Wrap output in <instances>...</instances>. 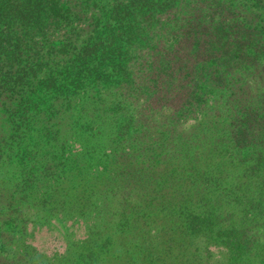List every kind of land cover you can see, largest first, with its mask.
<instances>
[{"label":"trees","instance_id":"16d2710c","mask_svg":"<svg viewBox=\"0 0 264 264\" xmlns=\"http://www.w3.org/2000/svg\"><path fill=\"white\" fill-rule=\"evenodd\" d=\"M0 110L1 228L27 200L95 213L103 264L183 260L210 232L242 252L222 212L264 215V0H0Z\"/></svg>","mask_w":264,"mask_h":264},{"label":"rangeland","instance_id":"374dc122","mask_svg":"<svg viewBox=\"0 0 264 264\" xmlns=\"http://www.w3.org/2000/svg\"><path fill=\"white\" fill-rule=\"evenodd\" d=\"M260 90L262 91V87L257 89L259 92ZM3 115V112L0 110V126H3V128L0 127V138L4 137L8 130L7 119ZM15 152L11 153L15 154ZM8 165H5L4 168L6 172L13 168V166ZM229 169L231 174L235 176L233 178H235L234 186L236 188H241L240 185H244V188L246 187L255 192L254 185L249 184L251 180L255 183L254 179L250 176H243V172L240 171L237 164L229 167ZM247 175L251 174L248 173ZM229 181L231 180L226 176L225 183ZM242 190L244 189L240 191L242 192ZM29 202L25 200V204L13 207L15 211L13 212L15 219L11 220L15 221L13 225H5L2 228L0 226V259H2L0 264H103L96 257L87 258L88 254L95 249V246L97 255L101 252L98 249L102 248L98 242L90 239L93 226L92 218L95 213L91 217L87 214L85 217H81L78 223L73 224L72 219L69 221H66L67 219L62 220L56 212L48 211V213L47 211L40 210L33 201ZM230 202L229 206L226 207L229 213H222L232 216L230 218L233 222V226H231L232 230H236L238 227L243 228L241 232L239 230L240 234L242 233L248 241H252L247 249L239 252L240 249L236 246L228 247L226 244L228 242L227 236L231 231L225 232L224 236L219 239L210 232V236H212L211 242H215L216 245L211 243L206 247L204 241L206 237H201L195 240V242L190 241V243H185L182 246L185 255L184 259H167L168 263L174 264L177 261L182 262L181 264H264L263 213L261 214L257 210L256 213H259V215L254 217L246 211L244 213L242 211L244 208L236 204L233 198H231ZM232 213L235 214L231 215ZM1 214L5 215L6 218L8 216V212L5 210L1 211ZM100 214L104 221H107L109 218L107 210H101ZM158 216L162 217L163 214ZM17 225L19 227L16 228ZM106 235H112V231ZM186 245L187 248L185 247ZM195 248L202 252V261L189 259L188 254H193Z\"/></svg>","mask_w":264,"mask_h":264}]
</instances>
